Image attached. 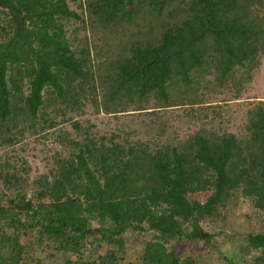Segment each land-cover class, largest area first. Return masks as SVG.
I'll return each mask as SVG.
<instances>
[{"label": "trees", "instance_id": "1", "mask_svg": "<svg viewBox=\"0 0 264 264\" xmlns=\"http://www.w3.org/2000/svg\"><path fill=\"white\" fill-rule=\"evenodd\" d=\"M261 59L264 0H0V148L67 123L78 137L67 140L71 156L31 182L20 153L0 159L9 192L0 199V264H18L19 239L30 233L73 254L88 239L114 244L97 262L111 263L128 231L153 234L141 264H191L166 244H210L217 234L201 222L225 223L222 213L247 200L264 213V100L249 104L238 132L202 126L157 147L78 120L87 102L90 113L115 115L171 101L191 117L211 95L240 103ZM251 251L264 263V232L248 234L241 253Z\"/></svg>", "mask_w": 264, "mask_h": 264}, {"label": "rangeland", "instance_id": "2", "mask_svg": "<svg viewBox=\"0 0 264 264\" xmlns=\"http://www.w3.org/2000/svg\"><path fill=\"white\" fill-rule=\"evenodd\" d=\"M70 6L71 8L78 10L76 4L71 3ZM73 27L81 28V25L76 22L68 24L69 29H72ZM84 34L85 31L83 30H80L77 33L79 38ZM88 37L92 45L98 44L97 40H91L92 36L90 34H88ZM252 76V81L246 84L244 94V97L246 98L245 100L240 101V103L231 102L229 105H224V103L222 104V100L224 99L223 96L213 97L214 95H211L210 101L212 104L210 107H207L208 109L205 110H197V114L192 117L186 112L188 109L177 107L171 101H168V107H161L159 110H154L152 107L155 103L151 99L145 105L148 106L146 111H135V108H128L126 112H121L115 115L106 114L104 112H101L100 114L90 113L91 109H89L90 107L88 106L90 103L87 102V112L85 115L79 116L78 120L82 122H85L84 120H89V123H86L85 125H95L96 128H94L93 131L98 132V134H119L122 137L126 134H130V140L135 141L141 139L147 141L149 144L155 145H152V147H157L159 144L165 143L166 139H172L175 136L179 140L182 138L184 139L187 135L193 134L202 126L213 131H222L226 129L227 131L238 132L245 122V112L248 109L249 104L255 103L256 99L264 100L263 59H261L258 68L252 73ZM96 92L98 93L99 98L102 97L99 89H97ZM212 106L214 107L215 113L220 111V107L223 111H229V113L218 119H214L211 113ZM160 130H164V134H162ZM76 135L71 129L69 123L60 125L53 131L42 133L36 137H30L12 147L0 148V159H3L6 156V153L12 149L15 150L16 154L20 153L19 156L24 157L29 166L27 174L29 176V182H31L33 179L39 178L43 174H47L53 166H57V160H66L71 156L72 146H70L68 143L69 141L67 140L78 138ZM23 144L27 145L25 153L22 151ZM24 175L26 176L23 172V176ZM2 184L3 182L0 181V199L2 204L5 205L7 199L5 197L8 196L9 192ZM30 194L31 191H28V196ZM249 202L250 201L247 200L244 202V205L238 207L234 212L222 213L224 218H226L225 223L219 217L218 221L215 222H201V226L206 231H209L211 234H217L214 235V239L210 244L187 240H180L176 243V241L173 240L168 242L165 247L167 250H170L175 246V253L181 262L188 259L190 261L192 258H194V260L198 258L201 260L202 257L200 256L210 254L212 258L224 264H231L232 262H235L237 258L244 259L243 262L240 261V264H250V262L255 264L258 261V256L256 257L253 251H251L249 255L247 254L246 257L244 256V253H239V248L244 246L249 233L256 235L257 233L264 232V213L255 208L256 206ZM5 230L6 229L0 232ZM8 231L10 232L11 230ZM133 233H135L137 237L132 236V233L130 232L125 233L123 236V239H127V245L131 247V251L138 252L147 242L152 240V233L145 231H133ZM68 234H72V232L68 230ZM30 235L22 234L19 239V244L24 248L20 253H16L19 258L18 264H37L38 259L42 254L47 256L50 255V253L55 254L58 252V247L54 246L52 242L49 243L42 241V243H39L35 236L31 237ZM97 236L99 235L97 234ZM111 245L113 246L114 244ZM124 245L127 246L126 243ZM112 246L107 247L103 243H97L95 239H88L84 247L80 248L77 253L68 254L67 252H62L63 257L61 261H70L68 256H71L74 261L79 260L84 264L92 263V261H88V257L91 254H94V252L98 253L100 249H107V253L104 255L106 258L112 254L108 251L113 249ZM62 254H59L60 257ZM77 254L83 255V257L80 258V255ZM107 261L109 260L107 259ZM93 262L94 264H98V261ZM200 262V264L205 263L204 261Z\"/></svg>", "mask_w": 264, "mask_h": 264}, {"label": "crops", "instance_id": "3", "mask_svg": "<svg viewBox=\"0 0 264 264\" xmlns=\"http://www.w3.org/2000/svg\"><path fill=\"white\" fill-rule=\"evenodd\" d=\"M128 232L132 233V236L137 237V235L135 233H133L132 231H128ZM128 232H125V233H128ZM125 243L127 245V239L126 238H124V244ZM121 247L123 248V251L116 249L117 253L115 255H117V256H115V255L113 256L114 261L111 260L112 261L111 263H109V262L107 263L106 261H103V263H101V264H141L144 246L138 252L137 251H131L130 250L131 247L128 245L127 246L124 245ZM85 249H86V247H85ZM106 251H107V249L106 250L100 249L98 251V253L94 252V254H91L88 257V261H92V263H86V262L85 263L86 264H94L93 261H98V258H99L98 256L99 255L104 256ZM62 252H66V251H63V250L58 248V252L55 254L50 253V255H47V256H45V254H42V256H40V258L38 259L37 264H65V261H61V259L63 257ZM67 253L69 254L71 252H67ZM239 253H241V248H239ZM59 254H62V256L60 257ZM77 255H80V258L83 257V255H81V254H77ZM68 257L70 258V261H66V262H69L70 264H76L75 263L76 261L73 260V257L72 258H71V256H68ZM200 257H202L203 260L202 259L200 260L199 258L194 260V258H192L190 260V263L191 264H198V262H199V264H200L201 263L200 261H204L205 263H203V264H224V263H220V261L212 258V256H210V254L205 255V256H200ZM239 259L237 258V260L235 262H232L231 264H240ZM51 260H54V261H51ZM257 260H256L257 262L255 264H264V263H261L259 261V259H257ZM79 262L84 264L81 261H79ZM250 264H253V263L250 262Z\"/></svg>", "mask_w": 264, "mask_h": 264}]
</instances>
